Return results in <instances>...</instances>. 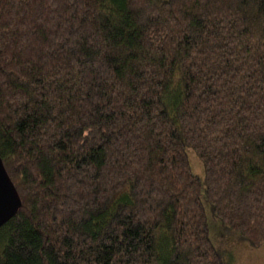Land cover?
Masks as SVG:
<instances>
[{"label": "trees", "instance_id": "1", "mask_svg": "<svg viewBox=\"0 0 264 264\" xmlns=\"http://www.w3.org/2000/svg\"><path fill=\"white\" fill-rule=\"evenodd\" d=\"M0 157V264H230L201 194L264 243V0H0Z\"/></svg>", "mask_w": 264, "mask_h": 264}, {"label": "rangeland", "instance_id": "2", "mask_svg": "<svg viewBox=\"0 0 264 264\" xmlns=\"http://www.w3.org/2000/svg\"><path fill=\"white\" fill-rule=\"evenodd\" d=\"M191 171L203 177V164L197 154L191 149H186ZM204 207L208 236L213 244L222 252L223 260L230 264H264V243L252 246L246 240H242L237 234L226 229L211 210L209 202L201 194Z\"/></svg>", "mask_w": 264, "mask_h": 264}, {"label": "water", "instance_id": "3", "mask_svg": "<svg viewBox=\"0 0 264 264\" xmlns=\"http://www.w3.org/2000/svg\"><path fill=\"white\" fill-rule=\"evenodd\" d=\"M20 204L19 194L0 157V226L15 214Z\"/></svg>", "mask_w": 264, "mask_h": 264}]
</instances>
